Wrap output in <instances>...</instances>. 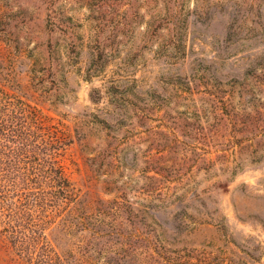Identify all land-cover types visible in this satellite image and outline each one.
I'll return each mask as SVG.
<instances>
[{
	"label": "rangeland",
	"instance_id": "1",
	"mask_svg": "<svg viewBox=\"0 0 264 264\" xmlns=\"http://www.w3.org/2000/svg\"><path fill=\"white\" fill-rule=\"evenodd\" d=\"M22 106L75 198L0 136V264H264V0H0Z\"/></svg>",
	"mask_w": 264,
	"mask_h": 264
},
{
	"label": "trees",
	"instance_id": "2",
	"mask_svg": "<svg viewBox=\"0 0 264 264\" xmlns=\"http://www.w3.org/2000/svg\"><path fill=\"white\" fill-rule=\"evenodd\" d=\"M27 111V112H26ZM21 119L19 120H10V122H4L2 115H0V136L4 137L5 142L8 144L17 143V149L30 147L33 145L38 152L42 153L39 164V175L40 179L48 187L50 191L47 200H72L75 198V195L72 191V188L68 180L64 177L61 167L58 165L56 158L53 154H49L43 151L47 142L49 144L55 143L56 146L60 147L62 145V139L58 135V129L51 126L49 128L42 125L41 121H38L34 113L28 109H20ZM7 123V124H6ZM3 125L5 128H3ZM11 142V143H10ZM2 197L5 195V192H0ZM45 196V199H46ZM29 263H32L31 258ZM33 264H48L47 258L45 256H40L38 261Z\"/></svg>",
	"mask_w": 264,
	"mask_h": 264
}]
</instances>
